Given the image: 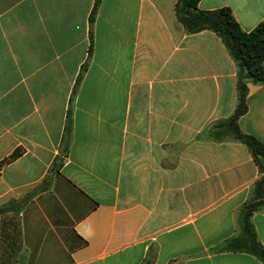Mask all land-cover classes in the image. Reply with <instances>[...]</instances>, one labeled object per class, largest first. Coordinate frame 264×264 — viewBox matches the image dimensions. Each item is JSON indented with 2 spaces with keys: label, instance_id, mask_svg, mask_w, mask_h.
Returning a JSON list of instances; mask_svg holds the SVG:
<instances>
[{
  "label": "crops",
  "instance_id": "obj_1",
  "mask_svg": "<svg viewBox=\"0 0 264 264\" xmlns=\"http://www.w3.org/2000/svg\"><path fill=\"white\" fill-rule=\"evenodd\" d=\"M177 3L0 0V264H263L213 251L264 172L211 137L237 108L239 67ZM198 7L264 24V0ZM246 103L238 125L264 144V84ZM251 220L264 247V205Z\"/></svg>",
  "mask_w": 264,
  "mask_h": 264
},
{
  "label": "trees",
  "instance_id": "obj_2",
  "mask_svg": "<svg viewBox=\"0 0 264 264\" xmlns=\"http://www.w3.org/2000/svg\"><path fill=\"white\" fill-rule=\"evenodd\" d=\"M199 2L200 0H178L176 15L179 23L190 34L204 30L216 33L239 67L237 108L229 119L217 123L219 132L212 136L216 140L231 138L246 145L260 170L264 172V144L255 137L243 133L238 125L240 117L248 109L246 103L248 83L264 84V24L258 25L251 32H246L230 8L203 11L198 7ZM67 128H71V118ZM211 131H214L213 127ZM16 156L17 153L11 159ZM4 163H0V168ZM263 197L264 176L254 184L252 196L241 210L240 233L215 248L214 252H245L254 255L264 264V247L258 240L251 220L252 214L264 205Z\"/></svg>",
  "mask_w": 264,
  "mask_h": 264
},
{
  "label": "rangeland",
  "instance_id": "obj_3",
  "mask_svg": "<svg viewBox=\"0 0 264 264\" xmlns=\"http://www.w3.org/2000/svg\"><path fill=\"white\" fill-rule=\"evenodd\" d=\"M218 123V122H217ZM217 123H215L212 127L214 128V131H211L210 134H211V137L213 138L212 134H217L219 131H218V127L216 126ZM211 127V128H212ZM231 139V138H230ZM264 198V197H263ZM262 198V199H263Z\"/></svg>",
  "mask_w": 264,
  "mask_h": 264
}]
</instances>
